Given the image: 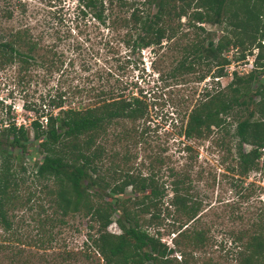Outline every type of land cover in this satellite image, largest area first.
I'll use <instances>...</instances> for the list:
<instances>
[{
    "label": "trees",
    "instance_id": "trees-1",
    "mask_svg": "<svg viewBox=\"0 0 264 264\" xmlns=\"http://www.w3.org/2000/svg\"><path fill=\"white\" fill-rule=\"evenodd\" d=\"M138 1L76 0V3L82 15L91 12L98 23L103 24L106 17L111 27L124 28L121 41L129 49L159 48L165 44L162 42L174 40L179 23L174 25L172 20L178 21L181 16L197 23L228 21L229 26L246 36L249 47L244 46L243 39L229 38L224 28V33L215 40L209 38L203 44V39H199L183 47V57L175 62L172 75L192 71L197 63L207 71L215 67L210 75L220 77L230 62L225 52L236 49L235 59L242 60L256 48L248 71L232 70L225 87L213 92L206 90L192 105L185 113L180 134L185 141L203 139L213 128H223L229 115L236 117L232 135L237 140L240 172L253 168L259 158L264 163V0H141L140 8L136 5ZM18 5L22 15L24 6ZM151 5L155 11L149 16L145 6ZM0 11L4 19L13 16L9 6ZM194 27L203 30L200 25ZM39 43L40 38L34 37L24 22L14 30L1 31L0 68L17 63L21 69L37 63L48 75L60 71L63 62L60 56L54 59L55 52L47 53ZM190 55L194 57L190 59ZM82 69L85 70L84 66ZM63 71L66 70L60 73ZM203 77L200 74L198 79ZM122 83L118 88L81 83L47 92L40 97L36 115L28 123L31 139L23 124L10 121L1 127L0 227L8 230L11 226L6 212L18 201V184L24 181L21 174L26 171L21 164L13 167L10 150L26 152L31 140L40 155L30 172L33 181L50 180L54 184L47 192L52 194V211L58 215L43 218V224L62 222L60 217L67 214L87 216L97 225L92 233H87V239L102 264H217L204 256L203 248L209 246L211 237L205 227L198 226L200 202L189 192L191 177L186 163L179 168L164 166L161 171L163 159L152 153L147 156L143 173L137 167H122L128 159L124 152L119 158L121 166L111 165L108 158L117 153H106L104 146L110 132L117 141L131 138L135 144L146 134L148 104L135 93L126 94V84ZM124 121L129 125L125 126ZM138 124L144 126L137 131ZM115 125L121 126L119 131L112 130ZM243 144L249 145L248 150H244ZM181 149L188 152L187 156L191 145L183 143ZM125 188L129 189L127 195ZM112 213L116 215L113 222L118 233L106 230ZM253 225L254 231L249 234L242 229L231 234L238 264H264V214ZM87 227L88 231L93 230L92 225ZM160 229L172 234V246L159 240Z\"/></svg>",
    "mask_w": 264,
    "mask_h": 264
},
{
    "label": "rangeland",
    "instance_id": "rangeland-1",
    "mask_svg": "<svg viewBox=\"0 0 264 264\" xmlns=\"http://www.w3.org/2000/svg\"><path fill=\"white\" fill-rule=\"evenodd\" d=\"M140 1L136 4L138 8ZM18 2L24 6L22 15ZM7 6L12 8L13 16L11 19L0 16V32L14 30L26 23L31 34L40 38L43 50L55 52L54 59L60 56L63 61L60 71H66H53L48 75L37 63L26 64L21 69L17 63L0 68V129L10 121L16 125L23 124L31 139L28 123L36 115L40 97L47 92L81 83L118 88L122 81L125 82L126 94L135 93L148 104L147 121L144 123L146 134L135 144L131 138L117 141L110 132L104 146L106 153H117L115 157L108 158L111 165L118 163L121 166L119 158L124 152L128 159L122 167H137L143 173L147 156L152 153L163 159L161 171L164 166L179 168L186 163L191 177L189 192L200 202L198 226L205 227L211 237L209 246L203 248L206 251L204 256L217 264H238L231 234L240 229L245 234L253 232V222L264 214V163L259 158L253 168L240 172L236 157L237 140L232 135L236 117L229 115L223 128H213L203 139L185 141L180 134V126L184 124L185 113L206 90L213 92L225 87L232 70L248 71V60L253 55L245 51V58L236 60V49L225 52L230 65L216 83V78L210 75L215 67L207 71L202 64L196 63L192 71H184L180 75L171 73L175 62L183 57V47L199 39H203V44L209 38L215 40L225 28L229 38L243 39L244 46L249 47L246 36L229 26L228 21L221 24L197 23L181 16L178 21L172 20L174 25L179 23L174 40L162 42L165 44L159 48L129 49L121 41L124 28L111 27L106 17L103 24L98 23L91 12L82 15L76 0H11L9 5L0 0V9ZM145 9L151 16L155 6H145ZM230 19L233 20L232 17ZM192 24L200 25L203 30ZM193 57L190 55L189 58ZM200 74H204L202 79H198ZM262 74L264 76V71ZM124 122L125 126L129 125V122ZM144 125L138 124L137 131ZM119 128L120 125H115L112 130L116 132ZM183 143L191 145L187 156L188 152L181 149ZM243 148L246 151L249 145L243 144ZM25 150L23 153L17 148L10 150L13 167L18 168L21 164L26 171L21 174L24 181L18 184V201L6 212L11 226L8 230L0 227V264H102L87 239V233H92L97 225L87 216L67 214L60 217L62 222L53 220L52 224H43V218L58 215L52 211V194L47 192L54 184L50 180L33 181L30 172L40 155L36 152V143L31 140ZM128 192L129 189L125 188L124 193L127 195ZM166 192L167 196L171 194L168 189ZM115 216L111 214L110 223L106 226V230L112 233L119 232L113 222ZM88 224L93 226V230L88 231ZM160 232L159 240L172 246V234L162 229Z\"/></svg>",
    "mask_w": 264,
    "mask_h": 264
},
{
    "label": "built area",
    "instance_id": "built-area-1",
    "mask_svg": "<svg viewBox=\"0 0 264 264\" xmlns=\"http://www.w3.org/2000/svg\"><path fill=\"white\" fill-rule=\"evenodd\" d=\"M253 49H255V50H252L253 52H252V54H250V55H254V53L256 52V48H253ZM254 51H255V52H254ZM224 55L227 57V59H229V57H228L227 54L224 53ZM252 59H253V57H252L251 59L248 60V61H249L248 64H247L248 70L250 69V66L252 65ZM229 60H230V59H229ZM242 60H243V59H242ZM263 62H264V59H263ZM229 63H230V62H229ZM229 63L226 64V65L224 66V68H223L224 71H225L226 67L230 65ZM241 71H242V70H238L237 73H241ZM229 75H230V73H229ZM220 77H221V76H220ZM218 78H219V77H216V79H218Z\"/></svg>",
    "mask_w": 264,
    "mask_h": 264
}]
</instances>
